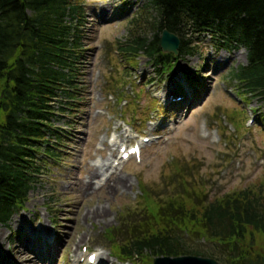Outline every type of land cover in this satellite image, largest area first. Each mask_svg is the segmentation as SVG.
Wrapping results in <instances>:
<instances>
[{
	"label": "rangeland",
	"instance_id": "374dc122",
	"mask_svg": "<svg viewBox=\"0 0 264 264\" xmlns=\"http://www.w3.org/2000/svg\"><path fill=\"white\" fill-rule=\"evenodd\" d=\"M79 3L87 22L81 31L85 51L78 100L71 103L74 111H60L53 124L63 144H53L62 150L57 161L38 155L39 162L44 160L35 187L10 222L0 225V264H84L85 249L98 254V264H121L104 239L118 224L154 217L157 205L167 201L203 204L264 183L262 106L256 100L242 102L230 79L233 69L246 64L243 50L219 52L207 40L199 41L193 55L177 57L166 76L155 78L144 56L131 65L117 54V45L127 44L134 33L130 22L143 20L144 0ZM122 129L133 132L127 136ZM113 134L125 142L140 137L153 142L144 146L140 162L118 167L121 173L112 174L102 188L118 156L108 145ZM104 162L100 178L82 193L88 170ZM119 180L124 187L109 189ZM93 210L105 217L85 219ZM186 242L202 256L213 252L198 240ZM256 247H262L259 237Z\"/></svg>",
	"mask_w": 264,
	"mask_h": 264
},
{
	"label": "trees",
	"instance_id": "16d2710c",
	"mask_svg": "<svg viewBox=\"0 0 264 264\" xmlns=\"http://www.w3.org/2000/svg\"><path fill=\"white\" fill-rule=\"evenodd\" d=\"M84 15L79 0H0V224L25 203L39 172L36 155L52 152L48 139L59 138L51 126L57 112L72 111L60 100L78 99ZM143 15L130 22L134 33L117 52L132 63L145 56L156 72L176 59L160 49L163 30L178 38L182 56L205 40L217 51L245 49L246 65L233 69L230 79L244 100L261 104L264 130V0H145ZM185 199L157 205L156 216L131 232L110 231L112 242L124 234L113 242L118 256L199 255L178 235L194 226L220 255L227 252L223 264H264V183L208 203Z\"/></svg>",
	"mask_w": 264,
	"mask_h": 264
},
{
	"label": "bare ground",
	"instance_id": "6f19581e",
	"mask_svg": "<svg viewBox=\"0 0 264 264\" xmlns=\"http://www.w3.org/2000/svg\"><path fill=\"white\" fill-rule=\"evenodd\" d=\"M242 52H243V55L245 56V52L244 51H242ZM113 163H114V161L111 162L110 167H108L109 170H106V173L107 174L109 173L110 176H109V178L105 179V184L102 186V188H104L107 185V183L110 180L112 174H115V173L120 174L121 173V169H119V168L115 169L114 171L111 170V168H112L111 166H112ZM102 167H107V162H104L103 164H99V163L95 164L91 169L88 170L89 181L88 182H82V187H81L82 193H85V191H87L89 189L92 179H99L100 178V175H99L98 171L100 169H102ZM74 182L76 183V185L78 183H81V182H79L78 179H75ZM118 184H119V187H118ZM113 185L114 186L112 188H109V189H111L113 191H115V190L119 191L120 188L125 186V181L124 180H119L117 183H113ZM116 187H117V189H116ZM104 217H105V213L103 211L93 210L91 212H87V214L85 216V219L88 218L89 220H91L93 222V221H95L97 219H101V218H104ZM25 249H26L27 254H29V255L32 254L31 252H29L27 250V245L25 246ZM29 262L32 263V264H36V262H34L33 260H32V262H31V260H29ZM39 263L42 264V262H39Z\"/></svg>",
	"mask_w": 264,
	"mask_h": 264
},
{
	"label": "water",
	"instance_id": "95a60500",
	"mask_svg": "<svg viewBox=\"0 0 264 264\" xmlns=\"http://www.w3.org/2000/svg\"><path fill=\"white\" fill-rule=\"evenodd\" d=\"M179 48V40L173 34H170L167 31H164L160 38V49L163 53L177 55ZM187 260V259H186ZM185 260V261H186ZM192 264H216L212 260H203V259H188ZM195 261V262H194Z\"/></svg>",
	"mask_w": 264,
	"mask_h": 264
}]
</instances>
